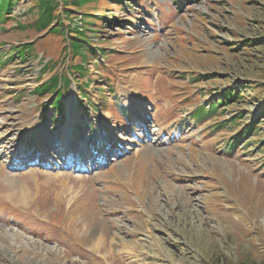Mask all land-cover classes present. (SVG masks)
Here are the masks:
<instances>
[{"label": "rangeland", "instance_id": "1", "mask_svg": "<svg viewBox=\"0 0 264 264\" xmlns=\"http://www.w3.org/2000/svg\"><path fill=\"white\" fill-rule=\"evenodd\" d=\"M124 1L63 114L33 90L78 62L66 37L36 0L0 24V264H264V118L234 140L264 105V0Z\"/></svg>", "mask_w": 264, "mask_h": 264}, {"label": "trees", "instance_id": "2", "mask_svg": "<svg viewBox=\"0 0 264 264\" xmlns=\"http://www.w3.org/2000/svg\"><path fill=\"white\" fill-rule=\"evenodd\" d=\"M100 1L103 0H36L35 13L37 19L34 22L36 30L39 32L47 30L48 32H54L56 34L62 33L66 37L67 44L65 47L67 50L69 49L68 53L71 56L70 59L76 57L79 58L77 63L70 66V70L68 68V76H66L63 72L55 73L51 78L43 81V83L36 86L33 90L34 93L39 96H44L46 94L55 96H53L54 101L52 103V108L56 114H63L64 112V105L61 102V98L71 87L72 77L79 85L78 88L82 94L81 100L83 101L88 97V94L86 95L85 93V89H87L89 84H85L83 82L79 83L76 77L71 76L70 71L73 72L74 75L77 73L81 78H85L89 72L87 66L88 59L93 60V57L98 59L100 55L104 56V54H107L105 49L99 47L98 44L93 42L94 39H100L102 37V34H100L101 31L98 32L100 36L97 35L98 33L95 30V26L97 25V22H100L103 18L106 19V22L108 23L114 21L115 16L111 13V11H109L110 13L107 15H104L102 12H98L97 7ZM105 1L109 4L115 3L117 5H121L123 9L130 4L126 3L124 0ZM17 2L18 0H0V24L5 23L11 17ZM60 6H62V10L59 11L58 9ZM75 15L82 17L81 26L75 27L72 25V22L69 26H66L65 22L67 20L71 21L74 19ZM31 45V43L25 44V46L22 47V51H14V53L10 56V60L19 59L20 57L27 60V58L33 53L30 48ZM109 52L108 54L114 53L112 50ZM109 57L110 55H107L106 58ZM5 59L6 60H4V62L7 61L6 57ZM98 61L101 62L103 60L98 59ZM108 72L110 73V71ZM238 90L231 99V102H233V99L237 96ZM222 104L228 105L229 103H227V101H223ZM258 113L260 116H256L248 123L247 126L245 125L246 127L242 128L234 140H244L257 130L261 121L260 119L264 118V105ZM235 146L236 144H234L233 148Z\"/></svg>", "mask_w": 264, "mask_h": 264}, {"label": "bare ground", "instance_id": "3", "mask_svg": "<svg viewBox=\"0 0 264 264\" xmlns=\"http://www.w3.org/2000/svg\"><path fill=\"white\" fill-rule=\"evenodd\" d=\"M28 149V148H27Z\"/></svg>", "mask_w": 264, "mask_h": 264}]
</instances>
